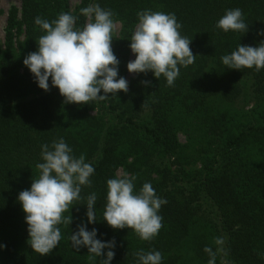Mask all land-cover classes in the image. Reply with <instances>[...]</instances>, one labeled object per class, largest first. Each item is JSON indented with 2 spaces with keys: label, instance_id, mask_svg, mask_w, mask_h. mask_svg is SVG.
Instances as JSON below:
<instances>
[{
  "label": "trees",
  "instance_id": "1",
  "mask_svg": "<svg viewBox=\"0 0 264 264\" xmlns=\"http://www.w3.org/2000/svg\"><path fill=\"white\" fill-rule=\"evenodd\" d=\"M20 2V8H10L0 41V264H100L106 256L89 260L86 247L78 252L71 247L70 236L81 224L97 229L102 242L115 240L110 264H137L134 253L140 250L159 251L161 264H207L204 248L215 251L217 237L224 244L216 264H264V69H229L221 60L239 44L256 47L264 41L258 35L264 30V0H82L74 11L70 0ZM95 4L110 9L121 26L111 44L119 60L117 78L127 80L130 39L137 13L144 10L175 14L181 35L192 39L194 62L180 66L171 87L163 75L158 80L149 71L136 74L127 93L65 104L51 78L46 92L23 64L45 34L35 18L51 22L69 12L82 28L89 20L80 10ZM236 8L248 31L216 28ZM182 131L186 143L179 140ZM60 138L95 172L91 187H82L84 199L64 213L72 223L59 226V244L41 256L28 243L18 195L39 175L41 145ZM120 169L137 177L136 191L149 182L167 200L159 211L163 226L152 241L103 220L107 180ZM93 192L97 220L90 224L86 198Z\"/></svg>",
  "mask_w": 264,
  "mask_h": 264
},
{
  "label": "clouds",
  "instance_id": "2",
  "mask_svg": "<svg viewBox=\"0 0 264 264\" xmlns=\"http://www.w3.org/2000/svg\"><path fill=\"white\" fill-rule=\"evenodd\" d=\"M80 12L89 20L82 28L76 27L77 17L69 12L60 13L51 22L37 16L35 24L45 34L37 40L38 50L28 53L23 64L46 92L50 90L51 78V86L59 89L65 104H89L90 101L106 100L110 98L109 94L114 97L120 91L127 93L128 81L124 77L117 78L119 60L111 47L116 29L112 18L114 13L99 4L89 5ZM137 16L138 23L130 39V50L135 59L127 64L129 73L147 74L150 71L158 80L163 75L167 86H174L180 66L186 68L195 60L190 48L192 39L181 35L182 25L174 13L144 10ZM215 26L225 33L248 31L239 8L227 10ZM258 35H264V30ZM221 60L229 69L241 71L254 67L259 72L264 69V41L256 47L239 44ZM142 83L151 84L150 81ZM101 90L103 95H99ZM41 158L43 162L36 165L38 177L33 179L29 190L19 193L18 202L26 214L28 243L34 252L44 256L59 244V226L72 223V216L64 213L69 212L75 202L84 199L82 187H91L90 177L95 168L85 161L83 154L77 158L63 138L53 141L51 146L41 145ZM136 179L135 175L124 174L107 180L103 220L113 229H132L141 240L152 241L163 226L159 211L167 200L158 197L149 182L136 191ZM86 200L87 221L94 224L97 220L96 193L88 195ZM96 237L97 229L89 231L86 225H78V230L70 236L71 247L77 252L86 247L89 260L106 256L100 264H110L115 256L112 250L115 240L102 242ZM214 244L217 246L215 251L211 246L204 248L210 257L207 264H216L217 255L223 252V238H215ZM104 249L109 250L105 253ZM134 255L137 264L162 262L159 251L140 250Z\"/></svg>",
  "mask_w": 264,
  "mask_h": 264
},
{
  "label": "rangeland",
  "instance_id": "3",
  "mask_svg": "<svg viewBox=\"0 0 264 264\" xmlns=\"http://www.w3.org/2000/svg\"><path fill=\"white\" fill-rule=\"evenodd\" d=\"M71 2V8L74 11L82 2V0H70ZM21 2L20 0H0V41L1 43H4L5 41V29L7 25V18H8V12L11 7H18L20 8ZM121 26L119 24H116V33L118 34L120 32ZM135 59V55L131 52L130 53V61ZM136 74L135 73H129L127 74V81L128 85L132 82V80L135 78ZM179 140L182 143L187 142V137L186 133L182 131L179 134ZM124 175V172L120 169L117 172V176H122Z\"/></svg>",
  "mask_w": 264,
  "mask_h": 264
}]
</instances>
